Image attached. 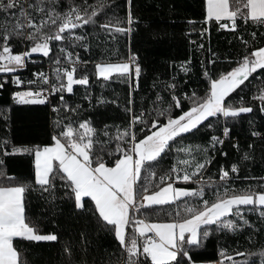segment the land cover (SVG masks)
Segmentation results:
<instances>
[{
  "label": "snow or ice",
  "instance_id": "6c2138e0",
  "mask_svg": "<svg viewBox=\"0 0 264 264\" xmlns=\"http://www.w3.org/2000/svg\"><path fill=\"white\" fill-rule=\"evenodd\" d=\"M202 3L203 23L217 30L235 32L241 22L245 26H264V0H202ZM126 6V15L121 18L115 13L108 16L110 5L105 0H96V3L81 0L80 4L75 0H0V15L3 16L0 19V74H3L0 88L9 79L18 88L26 85L24 90L11 93L14 102H47L56 114L54 134L49 144L10 146V141H0V157L29 154L33 157L34 169L31 181L18 180L0 172V264H27L20 251L25 242L58 240L55 233L41 234L37 221L28 214L26 198L29 191H40L48 194L46 201L52 203L57 198L58 185L59 189L65 190L64 197L72 202L74 210L81 214L90 212L98 225L113 235L124 264H192L191 247H199L212 231L253 229L252 222L242 214L245 209L240 206H246L250 213H258V218L264 221V190L249 187L237 192L234 187H228L231 175L240 171L237 163L229 167L219 166V182L212 201L205 198L203 186L205 171L214 159L212 154L230 136L229 123L240 118L241 114L253 112L251 104L245 106L242 96L235 99L247 87L245 81L255 89L251 99L259 102L258 110L264 113V46H253L248 51L249 41L241 35L238 39L245 54L229 71L212 78L201 63L203 76L208 81L203 96L195 90L190 95L178 94V85L173 82L165 85L170 99L165 101L157 92L155 100L149 102L150 109L143 108V98L137 107L134 94L139 91L142 69L135 53L129 51L119 62L96 63L95 76L101 88L113 81L127 84L123 105L127 120L123 127L116 126L114 135L109 132L111 126L107 124L98 133L91 118L80 119L81 106L65 99L64 93H74V85L89 86L88 73L77 75L78 67L88 61H82L79 53L68 48L77 46L90 51L87 36L80 34L89 26L113 40L117 34H129L138 18L133 15L132 0H126ZM101 17H104L103 22H100ZM208 30L202 27L200 34L203 36ZM250 36L255 41L257 32H251ZM260 36L264 38V33ZM53 42L56 51L50 46ZM17 43L23 50H15L14 44ZM199 48L202 49L203 44ZM33 54H41L56 65L53 69L55 82L50 81L44 72H34V79H21L19 73L29 62H35ZM212 56L216 54L212 53ZM225 59L232 62L228 57ZM207 63L213 64L214 60L209 59ZM180 67L187 74L191 70L190 61ZM56 95L59 100L52 103L49 97ZM84 99H88L91 106V94L87 93ZM95 100L101 105L109 102L102 95ZM185 100L189 102L187 109L183 107ZM111 103L116 104L117 100ZM176 109H179L178 113ZM72 113L76 114L77 121L71 120ZM65 120L69 122L64 123ZM74 122H78L76 129L73 128ZM207 130L213 134L206 142L183 144L185 139ZM217 130L222 135H216ZM251 134L264 139L259 132ZM101 135L106 139L99 138ZM233 147L239 150L238 145ZM248 147L252 149L254 146L250 143ZM173 150L178 156L183 153L186 158L177 159L169 168L157 173L155 169ZM193 151L201 154L199 160L192 156ZM220 154L227 155L222 150ZM106 159L110 163H106ZM250 159L247 151L240 157L241 161ZM3 165L4 160L0 159V167ZM157 174L159 184L152 180ZM173 177L176 181H195L201 187H174ZM208 183L211 186V177ZM258 187L264 189V184ZM181 198H188L183 205L178 203ZM160 211L168 217L167 222H148L147 217ZM82 251L86 252V249ZM64 253L68 264H86L84 260L74 259L72 247L65 246ZM219 255L225 256V250ZM236 255L252 257L241 264H256L257 256L259 264H264V248L258 253L237 252ZM231 259L227 256L224 264Z\"/></svg>",
  "mask_w": 264,
  "mask_h": 264
},
{
  "label": "trees",
  "instance_id": "16d2710c",
  "mask_svg": "<svg viewBox=\"0 0 264 264\" xmlns=\"http://www.w3.org/2000/svg\"><path fill=\"white\" fill-rule=\"evenodd\" d=\"M89 3H96V0H88ZM80 4L81 0H75ZM110 7L107 10L108 16L123 18L127 12L126 0H105ZM133 15L138 18V22L132 26V31L127 35L117 34L115 40L94 29L91 26L85 30L91 40V53L86 58L88 63L84 67L77 69V75L89 74V86H74V93H64L65 99L73 104H79L80 119L91 118L92 126L98 130L105 124L111 126L109 132L115 134L116 126L123 127L127 117L123 110L127 94V84L111 82L106 87L101 88L95 76V64L106 62H119L121 58H126L129 51L136 54L142 72L139 78V91L136 92L135 99L137 107L140 106L143 98V108L150 109L149 103L155 100L156 93L159 92L165 101L170 97L165 90V85L175 82L178 85L179 93H188L193 90L199 96H203L207 87V79L203 76L201 63L210 73L212 78H216L220 73L229 71L236 65L240 56L245 54V49L241 44L240 37L249 41L248 51L253 46H264V38L260 33H264V26L257 27L249 24L245 26L242 22L238 31L217 30L203 23V3L202 0H132ZM36 15V13H33ZM0 19L3 16L0 15ZM104 17H101V21ZM193 22V23H190ZM209 30L202 36L201 28ZM256 31L257 38L252 41L250 33ZM203 44V48L199 45ZM53 51H56L55 42L51 45ZM16 51L23 48L17 43L14 44ZM215 53L216 56H212ZM52 53L50 52V56ZM228 57L231 59H225ZM44 57L41 54H33L32 59L39 62ZM209 59L214 60L213 64H208ZM185 61H190L191 70L185 74L180 67ZM29 62L26 69L19 75L21 79H34V72H42L43 64ZM49 62H51L49 60ZM0 74V79H2ZM173 77L175 80L173 81ZM101 79V78H100ZM252 80V77L249 78ZM155 83V87L153 84ZM256 83V81H253ZM245 90L235 96V99L243 97L245 106L251 104L253 112L241 114V117L230 122V136L224 139L222 146H217V151L212 164L205 171L203 177V186L206 194L205 198L209 201L214 199L216 185L219 182L218 168L220 165L229 167L232 163H237L240 167L238 174H232L228 185L237 192L249 187L255 190H264L258 187L264 184V139L255 137L253 131L264 135V113L258 110L259 102L252 101L255 89L248 81H245ZM26 85L19 88L9 82L3 88H0V141H10L11 145L16 146H43L51 143V137L54 134V121L56 114L51 111V104L27 103L19 104L13 101L11 93L16 90H24ZM244 87V86H242ZM87 93L91 94V106L88 99H84ZM239 92V89L237 90ZM104 96L109 102L107 104H96L95 98ZM117 100L116 104L111 103ZM59 100L57 95L52 99V103ZM166 107V104L163 105ZM189 102L183 101V107L187 109ZM177 113L179 109L175 110ZM214 119V118H213ZM223 120V118H221ZM71 120L77 121L75 113L71 114ZM65 120L64 123H68ZM73 128H78V122L73 123ZM59 129H57L58 131ZM136 134L141 133L136 130ZM213 134L211 130L202 132L196 137H189L183 141L184 145H196L206 142L209 135ZM216 135H222L217 130ZM106 139L102 135L99 137ZM253 144L249 149L248 145ZM236 144L239 147L234 148ZM114 147V144H113ZM226 152L223 156L220 151ZM247 151L250 160L241 161V155ZM192 156L197 160L201 154L193 151ZM186 158L183 153L177 155L175 150L170 156H166L161 162L159 168L155 169L157 173L160 170H166L177 159ZM4 160V165L0 167V172L5 175H13L18 180L31 181L33 177V157L29 154H15L6 157H0ZM106 163H110L106 159ZM211 177V186L208 179ZM154 183L159 184V174L152 177ZM174 186L199 188L201 184L195 181H176L173 177ZM15 183V181L13 182ZM64 189H59L56 193V200L52 203L46 201L48 194H42L40 191H29L26 193L28 202V214L37 221L41 234L55 233L58 236L57 241L52 242H25L20 251L24 253V259L27 264H68L64 247L70 246L73 249V256L76 261L84 260L86 264H124V257L118 242L113 235L106 229L101 228L95 217L91 213L81 214L79 210H74L72 202L64 197ZM151 191V189H150ZM223 189L221 188V192ZM89 199V198H86ZM185 199L178 201L183 205ZM92 207V205H89ZM167 207V206H164ZM243 215L252 222L253 229H239L235 232L212 231L209 237L201 242L199 247H191L190 256L192 264H224L227 256L232 259L227 264H241L244 260H250L252 257L236 255L239 253H258L264 248V221L258 218V213L246 211V206H240ZM229 218H233L229 216ZM148 222H167L168 217L160 211L150 217ZM214 227V226H213ZM254 229H259L255 231ZM129 230H131L129 228ZM83 233V235H81ZM251 237V239H249ZM86 249V252L82 251ZM221 250H225V256L219 255ZM256 264H259V257H255Z\"/></svg>",
  "mask_w": 264,
  "mask_h": 264
},
{
  "label": "built area",
  "instance_id": "2783aa9c",
  "mask_svg": "<svg viewBox=\"0 0 264 264\" xmlns=\"http://www.w3.org/2000/svg\"><path fill=\"white\" fill-rule=\"evenodd\" d=\"M82 35H86L87 36V42L90 44V51H91V40H90V36L86 31H83L82 33H80ZM69 51H73L75 53H79L80 59L82 61H86V58H88V56L90 55V51H86L85 49H83L82 47H77V46H70L68 48ZM74 58V57H73ZM137 62L139 63L138 59ZM35 63H39V64H43V71L49 75L50 81L55 82V78L53 76V69L56 68V65L53 64L52 62H49V59L47 57H44L42 60H40L39 62H35ZM84 66V64H81L78 69L80 67ZM68 67H71V65H68ZM57 96V95H56ZM56 96H51L49 97V99L52 101V99ZM45 104H48L47 102Z\"/></svg>",
  "mask_w": 264,
  "mask_h": 264
},
{
  "label": "rangeland",
  "instance_id": "374dc122",
  "mask_svg": "<svg viewBox=\"0 0 264 264\" xmlns=\"http://www.w3.org/2000/svg\"><path fill=\"white\" fill-rule=\"evenodd\" d=\"M82 67H84V66H82ZM82 67H81V68H82ZM81 68H80V69H81ZM42 72H44V71H42ZM77 72H78V71H77ZM44 73H45V72H44ZM101 79H102V78H101ZM21 86H23V85H21ZM74 86H75V85H74ZM74 86H73V87H74ZM81 131H82V130H81Z\"/></svg>",
  "mask_w": 264,
  "mask_h": 264
},
{
  "label": "crops",
  "instance_id": "0c3cea01",
  "mask_svg": "<svg viewBox=\"0 0 264 264\" xmlns=\"http://www.w3.org/2000/svg\"><path fill=\"white\" fill-rule=\"evenodd\" d=\"M175 187V186H174ZM90 199V198H89ZM182 199V198H181ZM195 264H203V263H195Z\"/></svg>",
  "mask_w": 264,
  "mask_h": 264
}]
</instances>
